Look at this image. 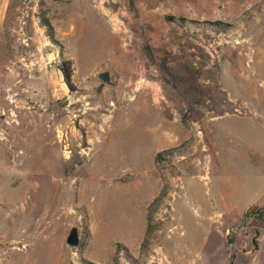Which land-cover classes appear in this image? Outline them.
I'll use <instances>...</instances> for the list:
<instances>
[{"label":"rangeland","instance_id":"1","mask_svg":"<svg viewBox=\"0 0 264 264\" xmlns=\"http://www.w3.org/2000/svg\"><path fill=\"white\" fill-rule=\"evenodd\" d=\"M259 3L11 0L0 24V264H264V220L249 211L264 202ZM158 112L194 135L151 160L146 146L173 135L155 129ZM197 138L210 158L199 178Z\"/></svg>","mask_w":264,"mask_h":264},{"label":"crops","instance_id":"2","mask_svg":"<svg viewBox=\"0 0 264 264\" xmlns=\"http://www.w3.org/2000/svg\"><path fill=\"white\" fill-rule=\"evenodd\" d=\"M258 1L260 2L259 5H256L254 11L251 13L253 16L254 15L256 16L255 17L256 22H259V20L262 19L261 15H260V18H258V14L257 13L258 12L259 13L261 12L262 14L264 13V0H258ZM10 2H11V0H0V24H2V22H3L4 18H5V15H6L7 11H8V7H9V3ZM252 21H251V23H254ZM263 23H264V21H263ZM263 27L264 26H261V24H257L253 28L250 29L251 30L250 34L253 35L252 39L254 40L255 50H256V60H255L254 66H253V71L255 73H258V76L261 73H263V71H264V29H263ZM262 32H263V35H261ZM227 82H228V79L224 81V83H227ZM196 109L199 110V111L203 110V108H198V107H196ZM183 110L185 112V111H188L189 109H187V107H183ZM209 113H211V111L208 110V111L205 112L204 115H207ZM158 115L159 116H157V119L155 121L158 124V128H155V129H159L160 130V129H165V128H167V129L171 128L172 131H173V135L170 134L171 138H169V139H160V138L155 137L156 143L154 144V142H155L154 141L153 142V146H150V145L146 146L147 154L149 155L151 160H153L155 155H157L159 153H163V152L175 149V148H179V145L181 144V142L183 140H185L184 138H186V136H188V138H189V137L194 135V133L193 134L191 133V131H193L191 129H189L186 132L183 129H181L180 126H178V128H174L173 126H169L164 121H162L163 118L160 117V113L159 112H158ZM204 118H205L204 120L210 121L212 119H215L216 117H211V118L210 117H207V118L204 117ZM192 123L200 125L198 122H196V120H193ZM199 140H200V138L199 139L198 138L195 139V144L193 146H191V150H192L191 152L193 154L194 153H198V156L201 155V157H199V159H196V161L201 159V163H202V166H203V170L201 172H199L198 165H197L196 161H194V163H195L194 167H196V169H197V177H198L199 173H201L203 175V171L207 170V167H208L207 165H208V162L210 160V158L207 155V151L204 148V145L199 147ZM174 153L175 152L173 151V154ZM180 159L181 160H185L182 157H180ZM245 209H248V208H245ZM141 222H142V218H141ZM141 232L142 231H139V233L136 236L138 242L141 240V238L143 236V232L142 233Z\"/></svg>","mask_w":264,"mask_h":264},{"label":"trees","instance_id":"3","mask_svg":"<svg viewBox=\"0 0 264 264\" xmlns=\"http://www.w3.org/2000/svg\"><path fill=\"white\" fill-rule=\"evenodd\" d=\"M67 64H69V63H67ZM60 70H61V72L63 74V77H64L66 83L69 84L70 83V79H71V72H70L69 68H66L65 66H61ZM161 154L162 153H159L157 155L158 159H160ZM249 211H251V212L253 211L257 216H259L261 219L264 220V202H263V204L260 207H255L254 206V207L250 208Z\"/></svg>","mask_w":264,"mask_h":264},{"label":"water","instance_id":"4","mask_svg":"<svg viewBox=\"0 0 264 264\" xmlns=\"http://www.w3.org/2000/svg\"><path fill=\"white\" fill-rule=\"evenodd\" d=\"M100 77L104 81L109 80V76L107 73H102ZM66 244L71 247H76L79 245V235H78V230L76 228H72L70 232L68 233V236L66 238Z\"/></svg>","mask_w":264,"mask_h":264},{"label":"built area","instance_id":"5","mask_svg":"<svg viewBox=\"0 0 264 264\" xmlns=\"http://www.w3.org/2000/svg\"><path fill=\"white\" fill-rule=\"evenodd\" d=\"M241 42H243V40H239V39L234 40L235 45H239ZM244 42H246V41H244Z\"/></svg>","mask_w":264,"mask_h":264}]
</instances>
